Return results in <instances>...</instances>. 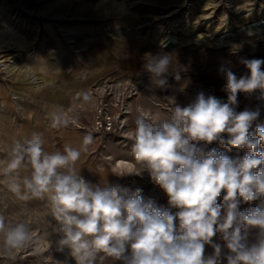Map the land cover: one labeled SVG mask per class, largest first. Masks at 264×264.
<instances>
[{
	"label": "clouds",
	"instance_id": "clouds-1",
	"mask_svg": "<svg viewBox=\"0 0 264 264\" xmlns=\"http://www.w3.org/2000/svg\"><path fill=\"white\" fill-rule=\"evenodd\" d=\"M173 58L144 54L147 92L166 89L170 74L180 79ZM240 62L247 73L239 77L227 63L218 68L226 101L201 91L181 106L168 96L172 108L166 119L144 112L135 118L131 154L140 164L135 175L147 173L166 194L167 207L145 199L140 188L86 181L75 165L94 143L91 133L79 148L65 144L62 152L46 151L38 132L13 142L8 158L0 160L3 182L20 201L50 203L57 250L67 249L65 260L56 264H264V124L251 131L264 104V60ZM241 93L255 97L257 107L237 111ZM81 95L92 101L86 91ZM47 115L53 129L76 123L60 105H52ZM212 143L246 152L231 157L218 148L206 151ZM21 170L27 174L21 176ZM257 200L259 205L240 209L241 203ZM217 234L223 245L215 242ZM35 241L27 223L0 215V256L12 257Z\"/></svg>",
	"mask_w": 264,
	"mask_h": 264
},
{
	"label": "rangeland",
	"instance_id": "rangeland-1",
	"mask_svg": "<svg viewBox=\"0 0 264 264\" xmlns=\"http://www.w3.org/2000/svg\"><path fill=\"white\" fill-rule=\"evenodd\" d=\"M260 17H264V0H0V62L16 59L10 65L18 69L13 74L0 69V88L14 105L10 111L0 99V160L8 158L13 142L19 139L16 137L22 140L32 135L17 132L23 124L34 121L23 114L26 107L21 89L29 84L35 88L44 84L57 87L63 108L90 132L103 103L113 106L116 125L123 123L126 138L91 133L94 143L88 146L89 157H102L111 144L132 156L134 121L140 112L154 120L166 119L172 105L165 97L175 96L177 103L185 106L201 91L226 101L219 66L229 64L239 77L247 73L242 58L264 60V26L258 37L245 29ZM167 36L175 38L171 46L163 44ZM212 37L224 39L225 45L202 43ZM148 52L172 54V66L180 71L179 80L170 74L168 87L156 90L155 95L145 88L149 75L142 64ZM29 69L30 76L21 73ZM85 91L91 102L83 101L81 93ZM238 101L237 111L255 108L259 103L243 93ZM259 109L253 132L257 124H264V104ZM48 119L44 116L42 124L49 152L63 151L65 132L81 136L90 133L73 125L51 130ZM212 148L226 151L217 143L207 145L205 150ZM245 152L232 149L226 154L242 157ZM139 168L130 175L123 173L120 185L142 191L160 188L147 173L135 175ZM3 181L0 171V215L12 222L27 223L36 241L12 257L0 256V264L61 261L55 255L50 203L35 198L20 201ZM259 204V200L250 203L253 207Z\"/></svg>",
	"mask_w": 264,
	"mask_h": 264
},
{
	"label": "crops",
	"instance_id": "crops-1",
	"mask_svg": "<svg viewBox=\"0 0 264 264\" xmlns=\"http://www.w3.org/2000/svg\"><path fill=\"white\" fill-rule=\"evenodd\" d=\"M16 61V59L13 61ZM26 72L23 73L24 76H30L32 74L31 70H25ZM35 83L39 84L38 78H35ZM51 81H55V79H52ZM46 85V86H45ZM41 87L35 88L34 86H31L29 84L24 90L21 89L24 99V107L26 109L23 110V114L25 113L28 116H31L34 121L25 123L21 126V128H17V132H21V134H32L34 132L41 133L43 136V139L45 141L44 148L47 150V142H46V132L45 128L43 126L42 118L44 116H48L47 113L50 110L52 105H60L63 107V100L61 99V96H57V87H48V84L40 85ZM44 86L46 87V90H44ZM17 88V87H16ZM0 99L2 104H4L8 110L13 111L14 105L7 97V94L5 90L0 88ZM21 110V111H22ZM35 123V124H34ZM15 129V127H14ZM13 129V132L15 130ZM10 131H12L10 129ZM64 137V145L70 144L73 147L79 148L83 136L79 134H74L71 132H65L63 134ZM19 138L20 137H16ZM27 138H29V135H27ZM24 139V138H23ZM107 151L104 153V155L100 158L90 159L89 157V149L87 152L82 153L81 158L76 162V170L77 172L89 183L95 185V184H104L108 183L110 185L119 184L122 181L121 175L129 174L132 172V170L135 168H139L138 162L135 161L133 156H129L127 152H124V148H121L119 146H116V144H111L106 149ZM27 172L23 170V175H26ZM141 195L145 198H152L154 199L158 205L161 207H167V201L168 198L166 194L161 190V188L156 187H150L143 191H141ZM253 206L250 205V203H241L240 209H250ZM175 211V209H173ZM255 231L252 230V232L249 235L250 242L254 239ZM55 240H58V236L55 234ZM215 242L220 243L223 245V241L221 240L219 234H217L216 237H214ZM56 241L54 243L55 245V255H57V258L61 261L65 260L67 255V249L64 250V252L57 250V244ZM213 252V249L211 246L206 245V254H211ZM224 252H227L226 247L224 248ZM71 264H74V261L71 262ZM108 264H112L111 260L108 261ZM224 264H227L226 260L224 261Z\"/></svg>",
	"mask_w": 264,
	"mask_h": 264
},
{
	"label": "built area",
	"instance_id": "built-area-1",
	"mask_svg": "<svg viewBox=\"0 0 264 264\" xmlns=\"http://www.w3.org/2000/svg\"><path fill=\"white\" fill-rule=\"evenodd\" d=\"M112 108L113 106L110 104L106 102L103 103L101 112H99L94 120L92 132H90L86 126H82L77 121L73 126L81 131H89L90 133L95 134H104L107 136V138L110 136H118L125 139L126 136L122 134L123 123L121 122L119 126L116 125V118H114V115L111 111ZM47 124L50 127L49 119ZM50 129L52 130L53 128L50 127Z\"/></svg>",
	"mask_w": 264,
	"mask_h": 264
},
{
	"label": "bare ground",
	"instance_id": "bare-ground-1",
	"mask_svg": "<svg viewBox=\"0 0 264 264\" xmlns=\"http://www.w3.org/2000/svg\"><path fill=\"white\" fill-rule=\"evenodd\" d=\"M252 26V27H251ZM262 26H264V17H260L257 21L252 22L248 27H246V31L248 32V34L254 36V37H258L261 35L262 33ZM250 27V28H249ZM228 37H232V36H228ZM175 38L171 37V36H167L164 41L163 44H165L166 46H171L172 42L174 41ZM202 43L206 44V45H214L216 47H223L225 45L224 43V39H220V40H215L214 37L209 38L207 40H202ZM18 57V56H17ZM13 61V60H12ZM10 61V63L12 62ZM10 63H4V62H0V69H3L5 71H8L9 73L13 74L16 73V71L18 69H16V67L10 65ZM13 63V62H12ZM21 72L22 74L25 73ZM20 73V74H21Z\"/></svg>",
	"mask_w": 264,
	"mask_h": 264
}]
</instances>
